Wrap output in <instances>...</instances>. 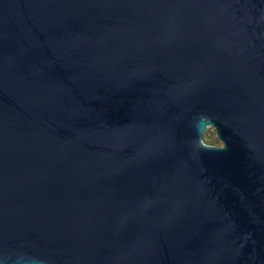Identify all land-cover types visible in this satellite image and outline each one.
I'll return each instance as SVG.
<instances>
[{"label": "water", "instance_id": "obj_1", "mask_svg": "<svg viewBox=\"0 0 264 264\" xmlns=\"http://www.w3.org/2000/svg\"><path fill=\"white\" fill-rule=\"evenodd\" d=\"M0 264H264V0H0Z\"/></svg>", "mask_w": 264, "mask_h": 264}, {"label": "rangeland", "instance_id": "obj_2", "mask_svg": "<svg viewBox=\"0 0 264 264\" xmlns=\"http://www.w3.org/2000/svg\"><path fill=\"white\" fill-rule=\"evenodd\" d=\"M203 139L210 144H222L221 141L217 138L215 128L213 127L207 128V130L203 133Z\"/></svg>", "mask_w": 264, "mask_h": 264}]
</instances>
